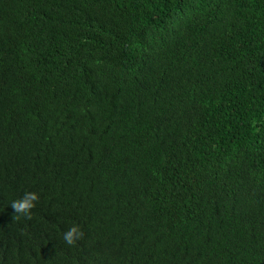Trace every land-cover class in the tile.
<instances>
[{"label": "trees", "instance_id": "trees-1", "mask_svg": "<svg viewBox=\"0 0 264 264\" xmlns=\"http://www.w3.org/2000/svg\"><path fill=\"white\" fill-rule=\"evenodd\" d=\"M0 264H264V0H0Z\"/></svg>", "mask_w": 264, "mask_h": 264}, {"label": "clouds", "instance_id": "clouds-1", "mask_svg": "<svg viewBox=\"0 0 264 264\" xmlns=\"http://www.w3.org/2000/svg\"><path fill=\"white\" fill-rule=\"evenodd\" d=\"M38 198V193H36L35 191H25L23 196L12 201L10 209L14 215L15 213L28 214L30 210L35 206V202L38 200ZM79 235L80 233L77 227L73 226L64 233L63 239L67 244L71 245L75 243Z\"/></svg>", "mask_w": 264, "mask_h": 264}]
</instances>
